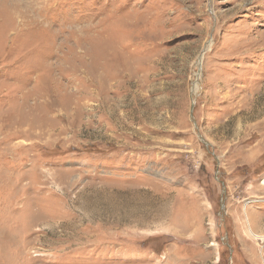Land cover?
<instances>
[{"label":"rangeland","instance_id":"rangeland-1","mask_svg":"<svg viewBox=\"0 0 264 264\" xmlns=\"http://www.w3.org/2000/svg\"><path fill=\"white\" fill-rule=\"evenodd\" d=\"M0 264H264V0H0Z\"/></svg>","mask_w":264,"mask_h":264},{"label":"bare ground","instance_id":"bare-ground-1","mask_svg":"<svg viewBox=\"0 0 264 264\" xmlns=\"http://www.w3.org/2000/svg\"><path fill=\"white\" fill-rule=\"evenodd\" d=\"M36 182V181H35Z\"/></svg>","mask_w":264,"mask_h":264}]
</instances>
